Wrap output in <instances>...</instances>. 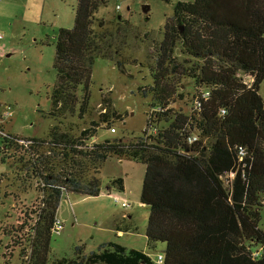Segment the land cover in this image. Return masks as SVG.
<instances>
[{"label":"trees","instance_id":"obj_1","mask_svg":"<svg viewBox=\"0 0 264 264\" xmlns=\"http://www.w3.org/2000/svg\"><path fill=\"white\" fill-rule=\"evenodd\" d=\"M107 2L78 0L73 27L56 35V84L50 95L55 116L75 113L76 107L80 116L87 110L91 72L105 36L95 32V17ZM178 46L200 63L182 69L173 56ZM156 55L149 71L153 83L141 91L144 98L152 96L150 112L143 137L135 142H92L95 124L75 139L55 129L48 147L59 152L61 161L70 162V169L45 173L50 169L46 156L39 159L36 151L46 142L3 134L0 127L2 151L31 172L40 196L35 206H25L20 221L3 225L8 238L4 257L19 248L22 264H49L62 196L101 194L99 178L82 181L72 166L84 159L97 174L100 165L115 156L145 168L140 203L149 208L146 241L165 245L162 264H264V102L258 95L264 78V0L174 4ZM240 72L251 81L246 83ZM179 75L198 88L189 113L174 109L177 90L172 77ZM204 91L206 99L201 97ZM161 122L164 126L158 127ZM193 134L198 139L190 145L186 139ZM112 183L123 192L121 178ZM258 249L261 256L254 258ZM74 253L79 261L62 258L52 264H156L145 252L115 242L102 243L88 255L78 246Z\"/></svg>","mask_w":264,"mask_h":264},{"label":"rangeland","instance_id":"obj_2","mask_svg":"<svg viewBox=\"0 0 264 264\" xmlns=\"http://www.w3.org/2000/svg\"><path fill=\"white\" fill-rule=\"evenodd\" d=\"M107 1L95 17V32L105 36L101 40L102 55L95 60L91 72L90 101L82 116L78 107L75 113L51 114L55 108L50 96L56 84L53 69L56 35L61 29L73 27L78 0L0 1V127L3 134L23 139L34 137L47 143L36 151L39 159L40 155L46 156V167L50 169L45 173L51 170L56 173L62 167L70 169L71 163L61 161L56 156L59 152L48 147L55 129L56 133L75 139L95 124L96 135L92 142L120 138L123 143H132L143 137L152 96L148 94L144 98L141 91L153 83L149 71L155 64L165 21L172 17L174 4L191 0ZM145 5L149 6L147 14L141 11ZM116 6L120 7L119 11ZM100 21L102 28H98ZM173 56L187 71L200 63L179 46ZM238 74L246 83L250 82L248 76ZM172 81L177 90L174 109L189 113L198 88L187 76H173ZM258 95L264 102V78ZM162 126L164 123H158V127ZM108 128H113L115 133H110ZM11 156L10 152L2 151L0 143V264H22L19 248L4 257L8 238L3 234V225L20 221L25 206H35L40 199L39 182ZM77 162L72 172L82 181L99 178L101 194L88 198L69 192L62 196L56 214L62 230L51 238L49 264L62 258L79 261L74 253L76 247L83 246L84 254L88 255L96 252L100 244L109 242L145 252L155 262L165 245L151 246L144 236L149 218V208L140 203L144 166L126 157L113 156L100 165L96 174L86 160ZM41 163L45 168L44 161ZM117 178L125 185L121 193L112 183ZM109 194H121L129 207L122 209ZM261 216L262 228L264 209ZM116 228L130 230L140 237L128 235L115 239L113 230Z\"/></svg>","mask_w":264,"mask_h":264},{"label":"built area","instance_id":"obj_3","mask_svg":"<svg viewBox=\"0 0 264 264\" xmlns=\"http://www.w3.org/2000/svg\"><path fill=\"white\" fill-rule=\"evenodd\" d=\"M119 10H120V7L116 6V11H119ZM207 96H208V91H204L201 93V97L203 99H206ZM199 105L200 104L197 103L196 107L199 108ZM221 113L225 114L224 110H221ZM109 131H110V133H115V130L113 128H111ZM197 139H198L197 135H195V134H193L191 136L189 135L186 139V143L192 145L195 142H197ZM110 195H112V194H110ZM111 198L113 199V202L115 204H118L122 209H127L129 207L126 199L124 197H122L121 194L112 195ZM61 230H62V224H61V222H59V220H57V222L55 223L54 229H53L54 235L59 234L61 232ZM253 256H254V258L260 257L261 256V250L258 249V250L253 251ZM162 262H163L162 256H157L155 263L156 264H162Z\"/></svg>","mask_w":264,"mask_h":264},{"label":"crops","instance_id":"obj_4","mask_svg":"<svg viewBox=\"0 0 264 264\" xmlns=\"http://www.w3.org/2000/svg\"><path fill=\"white\" fill-rule=\"evenodd\" d=\"M124 187H125V185H124V182H123V187H122L123 191H124ZM122 194H124V193H122ZM26 203H28V202H26ZM128 219H131L130 215L128 216ZM113 231L115 232V239H122L123 237L128 236V235L129 236H133V237H137V238L140 237L139 235H137V233L131 232L130 230H121V228H116ZM144 236H145V239H146V235H144ZM115 243H118V242H115Z\"/></svg>","mask_w":264,"mask_h":264},{"label":"water","instance_id":"obj_5","mask_svg":"<svg viewBox=\"0 0 264 264\" xmlns=\"http://www.w3.org/2000/svg\"><path fill=\"white\" fill-rule=\"evenodd\" d=\"M141 11L143 12V14H147L149 12V6L148 5L142 6ZM180 31H182L181 28Z\"/></svg>","mask_w":264,"mask_h":264},{"label":"clouds","instance_id":"obj_6","mask_svg":"<svg viewBox=\"0 0 264 264\" xmlns=\"http://www.w3.org/2000/svg\"><path fill=\"white\" fill-rule=\"evenodd\" d=\"M110 195V194H109ZM158 256H162V255H158ZM157 258V257H156ZM156 261V260H155Z\"/></svg>","mask_w":264,"mask_h":264}]
</instances>
